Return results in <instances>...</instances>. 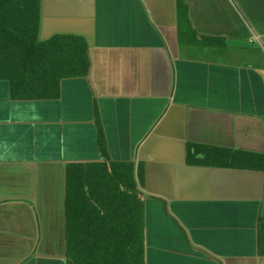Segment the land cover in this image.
<instances>
[{"label": "crops", "instance_id": "0c3cea01", "mask_svg": "<svg viewBox=\"0 0 264 264\" xmlns=\"http://www.w3.org/2000/svg\"><path fill=\"white\" fill-rule=\"evenodd\" d=\"M39 1V39L83 38L89 68L55 99L0 80V264H65V164L102 158L96 117L142 167L145 264H264V0Z\"/></svg>", "mask_w": 264, "mask_h": 264}, {"label": "trees", "instance_id": "16d2710c", "mask_svg": "<svg viewBox=\"0 0 264 264\" xmlns=\"http://www.w3.org/2000/svg\"><path fill=\"white\" fill-rule=\"evenodd\" d=\"M39 28V0H0V80L8 82L12 99H55L62 79L88 73L83 38L55 34L40 40ZM96 124L102 158L65 164V264H145L142 167L111 160L97 117ZM263 160L257 158L259 165ZM256 244L264 256V216L257 221Z\"/></svg>", "mask_w": 264, "mask_h": 264}, {"label": "built area", "instance_id": "2783aa9c", "mask_svg": "<svg viewBox=\"0 0 264 264\" xmlns=\"http://www.w3.org/2000/svg\"><path fill=\"white\" fill-rule=\"evenodd\" d=\"M255 40L259 43V45H260L261 47H263V45H262V43L260 42V39H259L258 36H255Z\"/></svg>", "mask_w": 264, "mask_h": 264}, {"label": "rangeland", "instance_id": "374dc122", "mask_svg": "<svg viewBox=\"0 0 264 264\" xmlns=\"http://www.w3.org/2000/svg\"><path fill=\"white\" fill-rule=\"evenodd\" d=\"M258 43V42H257ZM259 45V44H258Z\"/></svg>", "mask_w": 264, "mask_h": 264}]
</instances>
